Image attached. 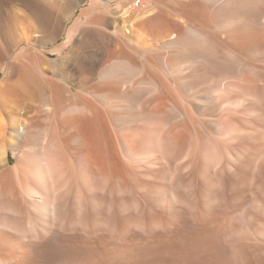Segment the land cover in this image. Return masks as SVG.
<instances>
[{
	"label": "bare ground",
	"instance_id": "obj_1",
	"mask_svg": "<svg viewBox=\"0 0 264 264\" xmlns=\"http://www.w3.org/2000/svg\"><path fill=\"white\" fill-rule=\"evenodd\" d=\"M112 1L0 0V264H264V0Z\"/></svg>",
	"mask_w": 264,
	"mask_h": 264
},
{
	"label": "rangeland",
	"instance_id": "obj_2",
	"mask_svg": "<svg viewBox=\"0 0 264 264\" xmlns=\"http://www.w3.org/2000/svg\"><path fill=\"white\" fill-rule=\"evenodd\" d=\"M124 1L128 2V3L131 2L130 4H133V3L137 2L138 0H132V1H129V0H114V1H112L108 6H109L110 9L112 7H118L115 17H118L117 15H119L122 12L121 4ZM82 4L83 5L78 6L77 8L74 9V11L71 14V17H69V15H66L65 18L60 16V18L62 20L65 19L64 22L61 21V19H59V17L57 15H54V16H53V14L49 15L47 13H43L42 11L35 10V12H33V14H32V12H30V14H29V12H27V11H24L23 13H19L17 11L14 12L13 11L14 9L9 10V11H13L15 13V15L17 16V20H18L19 26L22 27V28H25L28 31V35L30 37L32 36V38H34V39L35 38L36 39L44 38L43 39V43L41 42V46H39L38 42H34V44L32 43V44H27V45L24 44V45H22L21 47H19L17 50H15L11 54L10 60H13V59L17 58L18 54L21 52V50L23 48L32 47V45L33 46L37 45L38 48L41 49V50L42 49L44 50L45 48L46 49L51 48L52 44H54L55 46H63V45L65 46L66 45L67 49H66L65 54H67L73 48V42L76 39H78L79 37L82 36L80 33H74L73 35H71L70 34V31H71L70 29L72 28V26H74V24L78 23V20H80L79 22H84V20L86 21L88 18L91 17V16H88L89 14H86V15L85 14H83V15L81 14V10H83V8H85V5H86L85 3H82ZM32 15L35 16L34 20H32L33 19ZM28 20H31V21H28ZM90 35H93L98 42L101 41L102 38L115 41V38L113 36H106L104 34L100 35V33L98 34V32L92 33ZM89 39L90 38H88V39L85 38V40L82 39L78 43V44H80V43L81 44L77 45L78 53H80L82 56L86 55L85 53L94 54L97 51L98 47H99V46H96L97 44L94 41H89ZM6 64L7 63H5L3 65V67H5ZM4 75H5V71L3 69L0 72V81L3 78ZM3 102H2V104L0 106V113L4 117V119L7 121L8 117L10 116L9 115V110H8L9 108H8V106H6L7 102L6 101H3ZM2 111H3V114L6 117L2 114ZM10 162L12 164H14L15 159H13L11 157Z\"/></svg>",
	"mask_w": 264,
	"mask_h": 264
}]
</instances>
